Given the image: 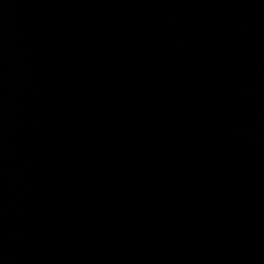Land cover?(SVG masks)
Segmentation results:
<instances>
[{
	"label": "water",
	"instance_id": "1",
	"mask_svg": "<svg viewBox=\"0 0 264 264\" xmlns=\"http://www.w3.org/2000/svg\"><path fill=\"white\" fill-rule=\"evenodd\" d=\"M0 264H264V0H0Z\"/></svg>",
	"mask_w": 264,
	"mask_h": 264
}]
</instances>
